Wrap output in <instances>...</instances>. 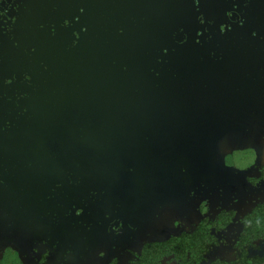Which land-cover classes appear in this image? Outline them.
I'll list each match as a JSON object with an SVG mask.
<instances>
[{
	"label": "flooded vegetation",
	"instance_id": "obj_1",
	"mask_svg": "<svg viewBox=\"0 0 264 264\" xmlns=\"http://www.w3.org/2000/svg\"><path fill=\"white\" fill-rule=\"evenodd\" d=\"M258 262L264 0H0V264Z\"/></svg>",
	"mask_w": 264,
	"mask_h": 264
},
{
	"label": "water",
	"instance_id": "obj_2",
	"mask_svg": "<svg viewBox=\"0 0 264 264\" xmlns=\"http://www.w3.org/2000/svg\"><path fill=\"white\" fill-rule=\"evenodd\" d=\"M35 47H37V45L35 46V44H31V49H34ZM76 57H77V53L74 54V56H72V57H67L66 55H63L62 56V59L64 60V62L61 65L62 66H66V70H67V75L66 76L72 78V80H77L79 76L83 79V76L85 74V72L82 69L74 68L72 66V63L76 64V61H75ZM113 59H116L117 60V58H114V56L112 54H108L107 55L105 53V51H104V48H102V60H103L102 70L98 68V69H96L95 72H93V74H92L93 77L92 78H84L85 80L92 79L94 81L101 79L102 82H105L106 85L102 86V89L103 88L106 89L105 90L106 92H104V94L102 95L106 99V101H104L105 103H111V101L113 100V97H117L118 96L117 98H123V97L129 98L131 96L134 97L135 94H137V93H135V91H133L134 90V87L137 86V84H135V85L132 84V81L134 79H136L135 77H133L134 74L130 75L127 78H122V79L120 77L118 78V75H117V67H120L121 68L122 65H124V64H120V63L119 64H114V63H112V60ZM72 60H74V61L71 62ZM110 61H111V63H110ZM13 63L14 64L15 63L16 64H19L18 63V59H14ZM175 63H181V61H177ZM105 68H107L106 71L104 70ZM43 72H47V71H43ZM49 72H50V75L52 77L59 78L58 76L59 75H62L63 72H64V70L63 69H56L55 68L53 70H50ZM131 72H134L133 69H131V71H127V73H131ZM158 72L160 73V75L159 76H156L157 75L156 74L155 77H153L154 84L151 85V87H153V94L152 95L155 98H163V96H164V77H165V71L158 70ZM48 79L50 80L51 78L49 77ZM119 79L120 80H130V84L127 85V86H120L119 87V91L116 93V90L118 88L115 85V81H118ZM40 80H42L41 77H40ZM149 80L151 81L152 80V77H150ZM143 85H144V88L146 90V85L145 84H143ZM96 88H100V87L99 86H96ZM124 88L127 89L129 91V93L128 94H125V95H121L120 90L121 89H124ZM147 90H150V87H147ZM143 96H144L143 97V100L139 104H137L139 101L138 102H136V101H129L128 102V103H130L129 106L130 105L135 106L136 104L137 105H142L145 108H148L149 106H151V103L152 102H148L147 99H146L147 97H151V94L148 93V92L147 93L145 92V94ZM121 102H123V100ZM113 103H116V104H113L112 106H110V108L108 109L107 112H114L115 111L114 107L115 106L118 107V104H120V102L119 101H116V100ZM128 103H125V104L128 105ZM155 106H160L161 107V106H163V103L160 102V104H155ZM117 111H121L119 107H118V110ZM102 112H105V110L102 109ZM128 112H130V111H128ZM135 155L136 154H134V161H142V158H136ZM165 155L166 154H164V153H154L153 154V156H154L153 160L155 162L157 160V163H159L160 161H163V157H165ZM197 155H199L201 157V161H204L205 160L204 156L206 155V152L202 151V153L200 152V154H197ZM148 159L149 158L147 157V154L145 153V156L143 157L144 164H145V162ZM145 168H146V166H145ZM98 170H100V168H98ZM105 170L107 171V175H106V179L105 180L106 181H109V174H110L109 173V170H112V171L115 172L116 169H114V168H105ZM101 172H102V168H101ZM134 176H135V174H134Z\"/></svg>",
	"mask_w": 264,
	"mask_h": 264
},
{
	"label": "built area",
	"instance_id": "obj_3",
	"mask_svg": "<svg viewBox=\"0 0 264 264\" xmlns=\"http://www.w3.org/2000/svg\"><path fill=\"white\" fill-rule=\"evenodd\" d=\"M253 264H264V262L263 263H261V262H259V263H253Z\"/></svg>",
	"mask_w": 264,
	"mask_h": 264
}]
</instances>
